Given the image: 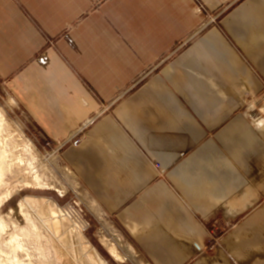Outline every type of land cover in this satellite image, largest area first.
<instances>
[{"label":"crops","instance_id":"crops-1","mask_svg":"<svg viewBox=\"0 0 264 264\" xmlns=\"http://www.w3.org/2000/svg\"><path fill=\"white\" fill-rule=\"evenodd\" d=\"M0 86L84 131L69 162L148 263L264 264V0H0Z\"/></svg>","mask_w":264,"mask_h":264},{"label":"rangeland","instance_id":"rangeland-1","mask_svg":"<svg viewBox=\"0 0 264 264\" xmlns=\"http://www.w3.org/2000/svg\"><path fill=\"white\" fill-rule=\"evenodd\" d=\"M2 88L3 87L0 86V109L4 113L6 111V114L4 116L5 124L3 126V132L9 136L8 143L10 141H13L20 147L18 148L20 161L12 162L9 175H6V184H4V186H2L0 189V198L4 197L6 194H11L9 195L6 203L0 208V218L3 219V222H5L6 224L16 222V224L19 226L21 225V223L23 224L27 219V217H24L21 214L22 208V213H27V211L32 210V207L35 208L34 204L36 207L41 205V202H39L38 200L44 199V201H54L61 209L62 214L67 213V209L71 208L82 215L81 218H83L86 223L89 222L88 225V223H81L79 220L72 218L73 222H75L74 224H76L77 226L81 227L83 224L86 225V227L83 229L84 235L100 252V254L108 261L109 264L147 263V259L137 249L130 236L121 227L117 219L107 213V211L103 212L97 206L92 205V200L90 199L87 192V185L79 177L74 166L69 162L66 150L71 145L78 146L84 141V131L79 132L77 135L69 139L53 140L47 138L44 133L35 126V124L25 122L19 110L15 109L12 112V109L10 108H12L13 106H10L8 103L11 97H9V100H6L8 96ZM262 95L264 97V91L258 93L255 98H251V100H253V102L255 103V105L251 107V111L250 106H246L245 108L251 118L253 117V120L255 121L254 125H261L259 122L264 119V101L261 98ZM14 131H16L15 134H13ZM21 133L22 137L19 136L21 135ZM21 158L23 159V161H21ZM17 164L19 165L17 166ZM30 165L33 167H31ZM13 166L15 167L12 168ZM66 166L69 167L77 176H72L68 172ZM34 167L36 168L38 176L40 177V180L37 183L35 182V179L32 180V178H34ZM7 183L9 184L7 185ZM25 200L31 201V205L27 204L28 206H31L30 208H28V206L26 205V203L29 202H25V204H23V207H20L19 204L21 203V201L23 202ZM40 209L41 206L39 207V210ZM28 221L30 222L31 220L28 219L26 221L27 223H24L25 226L29 225ZM29 230H31V227L29 228ZM221 233V229H218L217 227H213L211 229V238L208 245L210 248L213 245L219 243ZM109 234H113L119 237L121 239V245L126 246V248H132L133 245L135 248L133 254L134 258L124 259L122 261L113 258L107 251L106 247L103 245V240H105L106 238L110 239ZM122 251L124 252L125 250L122 249ZM34 252H37V255L39 249L35 248ZM37 256V263H40V261L43 260V257ZM78 257H80V259L82 260L84 256L81 254L78 255ZM46 258H48V261L50 260L49 262H53L51 261V258L45 256L44 259ZM39 259L40 261H38ZM83 261L85 263H83ZM73 262L74 264H81V262L82 264H89V260H87L86 257H84L82 261L76 259V263L75 261Z\"/></svg>","mask_w":264,"mask_h":264},{"label":"bare ground","instance_id":"bare-ground-1","mask_svg":"<svg viewBox=\"0 0 264 264\" xmlns=\"http://www.w3.org/2000/svg\"><path fill=\"white\" fill-rule=\"evenodd\" d=\"M8 103L10 106H12L13 101L10 99ZM249 103L250 108L255 105V103L251 99ZM5 114L6 111L4 113L0 109V189L2 186H4V184H6V175H9L12 162L20 161V155L18 154V148H20L19 145H17L13 141H10L8 143L9 136L3 132V126L5 124ZM15 133L16 131L13 132V134ZM19 136L22 137V133ZM21 161H23V159ZM18 165L19 164H17V166ZM14 167L15 166H13L12 168ZM66 168L72 176H75V174L69 167L66 166ZM33 170L34 178H32V180L35 179V182L37 183L39 182L40 177L38 176L35 167L33 168ZM8 184L9 183H7V185ZM9 195L11 194H6L4 197L0 198V208L6 203ZM26 200L23 202L21 201V203L19 204L21 208L23 207V204H25V202H29L26 203V205H31V201ZM38 201L41 202V205L36 207L34 204L35 208L32 207V210L27 211V213H22L23 208L21 209V214L24 217H27V219L25 218L26 221L28 219L31 220L30 222L28 221L29 225L25 226L24 223L26 221H24L23 224L21 223V225L19 226L16 224V222L6 224L5 222H3V219L0 218V264H74L73 261H75V263L76 259L82 261L84 257L89 260V264H109L108 261L100 254V252L84 235L83 229L86 227V225L83 224L81 227H79L74 224L75 222H73V219L76 218H74L73 215L79 214L76 210L71 209L72 213L71 216H69L67 213L62 214L61 209L54 201H44V199ZM91 203L92 205L97 206L93 200L91 201ZM40 206L41 209L39 210ZM30 207L31 206H28V208ZM30 227L31 230H29ZM109 237L110 239L106 238L105 240H103V245L106 247L107 251L113 258L120 261L124 259L134 258L133 254L135 248L133 245L132 248H126V246L121 245V239L116 235L109 234ZM35 248L39 249L40 252V255L39 252L37 255L43 257V260H38L40 261V263H37L38 258L36 259L37 252H34ZM122 249L125 251L123 252ZM81 254L84 256L83 258L81 257L82 260L80 259V257H78V255ZM45 256L51 258V261H53L54 263L49 262L50 260L48 261V258L44 259ZM83 263L85 262L83 261ZM141 264L150 263L145 262Z\"/></svg>","mask_w":264,"mask_h":264},{"label":"built area","instance_id":"built-area-1","mask_svg":"<svg viewBox=\"0 0 264 264\" xmlns=\"http://www.w3.org/2000/svg\"><path fill=\"white\" fill-rule=\"evenodd\" d=\"M261 98H262V100L264 101V97H263V95L261 96ZM71 208H68L67 209V214L69 215V216H71ZM74 216V218H76L77 220H79V221H81V222H84L85 224H87L88 223V225H89V222H85V220L83 219V218H81V216L82 215H80V214H75V215H73ZM84 227V226H83ZM88 228V227H87Z\"/></svg>","mask_w":264,"mask_h":264}]
</instances>
